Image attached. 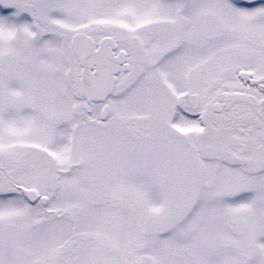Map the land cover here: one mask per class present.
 I'll return each instance as SVG.
<instances>
[{"label": "snow or ice", "instance_id": "1", "mask_svg": "<svg viewBox=\"0 0 264 264\" xmlns=\"http://www.w3.org/2000/svg\"><path fill=\"white\" fill-rule=\"evenodd\" d=\"M0 264H264V0H0Z\"/></svg>", "mask_w": 264, "mask_h": 264}]
</instances>
